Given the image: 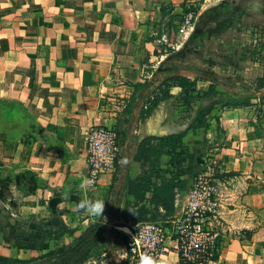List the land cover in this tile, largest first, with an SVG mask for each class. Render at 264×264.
Returning <instances> with one entry per match:
<instances>
[{"label": "crops", "instance_id": "1", "mask_svg": "<svg viewBox=\"0 0 264 264\" xmlns=\"http://www.w3.org/2000/svg\"><path fill=\"white\" fill-rule=\"evenodd\" d=\"M199 1L41 0L22 13V2L0 0V263L43 257L120 263L125 244L106 231L126 235L133 225L124 223L135 209L128 189L149 167L132 159L137 143L184 133L182 143L197 151L199 164L218 162L232 182L246 178V191L221 214L228 229L212 264H264V99L218 105L205 126L192 130L197 107L206 103L186 105L182 88L169 80L195 81L192 95L208 90L209 72L219 92L255 89L264 77V0H230L232 13L217 20L218 33L187 46L175 31L184 9ZM222 1L201 0L200 8L207 12ZM144 82V91L134 93ZM161 88L170 97L140 120L144 101ZM134 94L138 100L126 111ZM95 126L118 131V168L82 189L90 168L87 135ZM88 199L105 202L103 216L77 210ZM60 229L66 232L56 238ZM242 230L250 238L242 239ZM165 246L158 264H181L172 243Z\"/></svg>", "mask_w": 264, "mask_h": 264}, {"label": "trees", "instance_id": "2", "mask_svg": "<svg viewBox=\"0 0 264 264\" xmlns=\"http://www.w3.org/2000/svg\"><path fill=\"white\" fill-rule=\"evenodd\" d=\"M232 9V2L230 0H224L220 5L203 13L197 21L195 30L193 34H191L192 36L189 37L190 39L187 46L197 41L201 42L202 38L207 35L218 33L219 26L217 20L220 18H228L229 13H232ZM184 10L185 12L187 11V9ZM190 10L197 14V9L190 6ZM211 20L213 21V25H211ZM229 26H231V24L227 25V27ZM203 27H205V30ZM260 46L261 50L264 49V41ZM254 53L255 52H252V54ZM175 54H178V52ZM208 75L212 84L207 91L199 93L198 95H192L190 93L194 90L195 81H191L178 75L169 79L173 84H177L182 88V100L186 105H190L196 100L206 103L197 107L188 126L189 129L195 130L196 128L205 126L212 115V111L218 105L220 108L248 106L253 98L259 97L261 101L264 99V96H258L259 90L264 88V77L257 78L255 89H251L249 86H244L240 95L231 96L219 92L216 89L214 74L209 72ZM163 83H165V81ZM147 86V82L136 84L134 86V93L138 92V90H141L142 93ZM169 97L168 89L161 88L157 91L154 90L144 101V105L140 111V120L149 117L159 102L166 100ZM137 100L135 94L131 96L126 111H130L136 104ZM183 136L184 133L166 136H146L138 141L132 159L137 162H148L149 167L134 188L128 189V193L132 194L135 198L133 204L135 209L124 217V223L128 224L132 221L133 224H137L143 221H155L159 217L163 218L174 215L176 212V196L180 195L187 189V179H192L205 171V167L198 163L197 151H191L189 147L182 143ZM122 142L120 141V143ZM195 144H197V141H195ZM163 156L168 157L165 162V167L161 166V158ZM115 166L117 170L118 161L115 163ZM116 179L117 177L114 175V181ZM129 182L130 180L126 175L125 183ZM147 194L150 196L146 197ZM159 208H162L164 212H160ZM131 227L132 225H130V228ZM65 232V230L60 229L55 234V237L59 238L63 236ZM116 232L115 228L109 227L106 234H108V236L116 234L118 237L117 244H125L127 241V235H119V233ZM93 255L99 256L100 248L95 249ZM217 257L218 256H214V261H216ZM178 258L181 264H195L189 261L180 252L178 253ZM33 262L35 263L36 261ZM118 264H129L128 257L122 259Z\"/></svg>", "mask_w": 264, "mask_h": 264}, {"label": "built area", "instance_id": "3", "mask_svg": "<svg viewBox=\"0 0 264 264\" xmlns=\"http://www.w3.org/2000/svg\"><path fill=\"white\" fill-rule=\"evenodd\" d=\"M196 17L197 14L188 7L175 35L188 40L194 30ZM87 142V160L90 165L88 179L95 183L101 174L115 171V163L120 155V137L114 128L95 126L89 129ZM208 170L210 166L206 163L205 171L192 178L188 188L176 196L175 207L178 209L174 215L132 225L126 234L124 254L129 264H141L144 256L158 264L166 241L172 243L171 250L177 255L180 252L195 264L215 262L221 235L220 230L212 225L217 218L216 187L206 177ZM159 210L164 212L162 208Z\"/></svg>", "mask_w": 264, "mask_h": 264}, {"label": "rangeland", "instance_id": "4", "mask_svg": "<svg viewBox=\"0 0 264 264\" xmlns=\"http://www.w3.org/2000/svg\"><path fill=\"white\" fill-rule=\"evenodd\" d=\"M5 1H7V0H5ZM5 1L2 0V2H5ZM9 1H14V0H9ZM16 1L22 2L23 5L21 6V10H20V12H22V13L25 11L26 7L27 8H31V7L36 8L37 5L41 4V0H16ZM43 1L45 3H51V2L57 3V2H59V0H43ZM60 1H62L64 3L66 2V0H60ZM200 1L198 4L195 3L194 5L191 6L192 8L197 9L196 12L198 14L196 17V20H195L194 30H195V26L197 24L199 17L203 13H205V11H202L200 8ZM207 11H209V8ZM203 29L205 30V27H203ZM194 30H193V32H194ZM193 32L191 34H193ZM212 34H214V33H212ZM191 36L192 35H190V37ZM189 39L190 38H188L185 45L188 44ZM205 163H208V165L210 166V170H208L206 177H209L210 180H212V184L216 187L215 188V197H216L217 206H216V214L215 215L217 218H215L213 220L212 225L215 227V229L220 230L221 236H219V240H218V252H217V255H218V253L221 249L222 240L224 239V236L226 234L225 231L228 229L227 228L228 226L226 225L225 221L223 220V217L221 214L223 213V211H226V208L228 206H232V203L237 200V197L241 196L246 191L247 183H246V178L244 176L239 178L240 180L238 183L227 180L226 177H229L230 175L227 174V175H225L226 177L223 176V173L220 172V167L218 166V162H205ZM119 231H120V229H119ZM250 235H251V231L242 230L240 232V236L242 237V239L250 238ZM71 253L73 254L72 250H70V254ZM31 263L32 264H62V262L55 257H43L40 260H37L35 263L34 262H31ZM0 264H2V263H0ZM64 264H74V261L73 260L65 261ZM91 264H92V262H91ZM98 264H101V262Z\"/></svg>", "mask_w": 264, "mask_h": 264}, {"label": "clouds", "instance_id": "5", "mask_svg": "<svg viewBox=\"0 0 264 264\" xmlns=\"http://www.w3.org/2000/svg\"><path fill=\"white\" fill-rule=\"evenodd\" d=\"M92 181L87 177L84 178L80 187L82 189L91 185ZM105 202L102 199H88L78 202L77 210L84 211L90 215L103 216ZM141 264H155V262L148 256L141 258Z\"/></svg>", "mask_w": 264, "mask_h": 264}]
</instances>
